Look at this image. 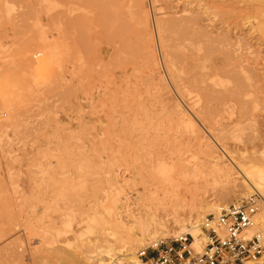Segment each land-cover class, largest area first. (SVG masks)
Instances as JSON below:
<instances>
[{
	"label": "rangeland",
	"instance_id": "1",
	"mask_svg": "<svg viewBox=\"0 0 264 264\" xmlns=\"http://www.w3.org/2000/svg\"><path fill=\"white\" fill-rule=\"evenodd\" d=\"M263 12L264 0H0V264H133L104 231L87 232L107 193L123 213L136 214L146 185L170 177L172 185L163 184L170 205L157 211L162 219L253 195L235 170L215 185L157 170L199 156L192 123L201 125L203 141L236 161L263 151ZM177 25L188 26V35ZM159 190L154 197H162ZM254 195L260 213L264 197ZM66 213L69 230L60 225ZM151 240L131 245V253Z\"/></svg>",
	"mask_w": 264,
	"mask_h": 264
},
{
	"label": "bare ground",
	"instance_id": "2",
	"mask_svg": "<svg viewBox=\"0 0 264 264\" xmlns=\"http://www.w3.org/2000/svg\"><path fill=\"white\" fill-rule=\"evenodd\" d=\"M142 3V2H141ZM115 15V14H114ZM113 15V16H114ZM112 16V17H113ZM145 17V16H144ZM141 18V16H140ZM173 18V17H172ZM184 18V17H183ZM196 18V17H195ZM108 19V18H107ZM135 19V18H134ZM186 20V19H185ZM113 21V19H112ZM258 21L261 23V24H264V12L263 13H260L258 14ZM191 22V20H190ZM146 23L148 24V21H147V18H143L142 19V24L144 27H146ZM169 23V22H168ZM172 23V22H171ZM170 23V24H171ZM176 23V22H175ZM178 23V22H177ZM186 23H188V21H186ZM140 24V22H139ZM166 24V23H165ZM164 24V25H165ZM180 24V23H179ZM178 24V25H179ZM177 25V26H178ZM187 25V24H186ZM190 25V24H189ZM192 25V23H191ZM173 24H171L170 27H172L173 29ZM184 26V25H183ZM194 26V25H193ZM166 30H171L169 29L170 27L168 26L167 28L165 26H163ZM180 27V26H178ZM185 28H183V30L185 29L186 31V26H184ZM162 32H163V29L162 27H160ZM159 28V29H160ZM176 28V26H175ZM182 27H180L181 29ZM143 29V28H142ZM188 29V28H187ZM199 29V28H198ZM160 30V31H161ZM174 30V29H173ZM190 30V29H189ZM76 31V30H75ZM142 31V30H141ZM181 33H183L185 36V31H182L179 30ZM200 31V30H199ZM161 32V33H162ZM167 33V31H166ZM179 33V32H178ZM188 31H186V35ZM197 33V32H196ZM164 34V33H163ZM168 34V33H167ZM175 34V33H174ZM193 34V33H192ZM191 34V35H192ZM190 35V36H191ZM198 35H199V32L197 34V37L194 35L192 36L194 41L198 39ZM210 35V34H209ZM183 36L181 37L182 38V43H183ZM174 37V36H173ZM196 37V39H195ZM202 37V36H201ZM164 38V37H163ZM168 38V37H167ZM170 38V37H169ZM177 38V37H175ZM180 38V39H181ZM185 38V37H184ZM217 38V37H216ZM190 39V38H189ZM224 39V38H223ZM145 40V39H144ZM176 40V39H175ZM187 40V39H186ZM185 40V41H186ZM191 40V39H190ZM202 40V39H201ZM221 40V38H220ZM64 41V40H63ZM163 41V40H162ZM168 41V40H166ZM173 41V40H171ZM170 41V42H171ZM203 41V40H202ZM207 41V40H206ZM210 41V40H209ZM208 41V42H209ZM222 41V40H221ZM177 42V41H175ZM188 42V41H187ZM191 42H193L191 40ZM199 42V41H198ZM212 43V41H210ZM216 42V40H214V43ZM219 42V41H217ZM224 42V40H223ZM180 43V42H179ZM190 43V41H189ZM200 43V42H199ZM202 43V42H201ZM205 43V42H204ZM171 44V43H170ZM193 44H195V42H193ZM152 45V44H151ZM150 45V47H152ZM172 45V44H171ZM174 45V44H173ZM177 45V44H176ZM175 45V46H176ZM180 44H178L177 46H179ZM185 45V44H184ZM192 45V44H191ZM205 45V44H204ZM210 45V44H209ZM220 45V44H218ZM181 46V45H180ZM207 46V45H206ZM222 46V45H221ZM225 46V45H224ZM171 47V46H170ZM184 47L187 48V45H185ZM211 46H209L210 48ZM215 48V45L212 46ZM223 47V46H222ZM221 47V48H222ZM226 47V46H225ZM68 48V47H67ZM173 48V47H172ZM177 48V47H176ZM189 48V47H188ZM209 48H206V49H209ZM217 48V47H216ZM193 49V48H192ZM202 49V48H201ZM200 49V50H201ZM225 49V48H224ZM177 50V49H176ZM210 51V54H211V50H213L214 52V49L211 48L209 49ZM216 51H218L217 49H215ZM227 50V49H226ZM204 51V50H203ZM206 51V50H205ZM203 54H209L208 53V50L207 52H205ZM230 51V49L228 50ZM70 52V51H69ZM188 52V51H187ZM192 52V51H191ZM133 52H131L132 54ZM197 53V52H196ZM173 54V53H171ZM175 54V53H174ZM173 54V55H174ZM193 54V53H192ZM201 55V53H199ZM198 54V55H199ZM205 54V55H206ZM177 55V54H176ZM174 55V58L175 56ZM196 55V54H195ZM170 56V55H169ZM194 56V54H193ZM203 56V55H202ZM242 56V55H241ZM67 57V56H66ZM90 57V56H89ZM166 57V56H164ZM181 57V56H180ZM195 57V56H194ZM230 57V56H229ZM240 57V56H239ZM134 58V57H133ZM173 58V57H171ZM173 58V59H174ZM231 58V57H230ZM135 59V58H134ZM195 59V58H194ZM223 59V58H222ZM232 59V58H231ZM197 60V59H196ZM200 60V58H199ZM207 60V59H206ZM230 60V59H229ZM233 60V59H232ZM170 62V60H168ZM175 61V59H174ZM177 61V60H176ZM227 61V60H226ZM155 62V61H154ZM165 62V61H164ZM172 62V60H171ZM180 62V61H179ZM244 62V61H243ZM242 62V63H243ZM132 63V62H130ZM136 63V62H134ZM224 63V62H223ZM129 64V63H128ZM133 64V63H132ZM148 64V63H147ZM176 64V63H175ZM217 64V63H216ZM227 64V62H226ZM154 65V64H153ZM174 65V64H173ZM147 66V65H146ZM156 66V65H155ZM236 66V65H235ZM234 66V67H235ZM243 66V65H242ZM175 67V66H174ZM178 67V66H177ZM134 68V67H133ZM147 68V67H146ZM176 68V67H175ZM224 68V67H223ZM230 68V67H229ZM245 68V66H244ZM68 69V68H67ZM71 69V68H69ZM136 69V68H135ZM152 69V68H151ZM237 69V68H236ZM243 69V67H242ZM246 69V68H245ZM244 69V70H245ZM133 70V69H132ZM177 70V69H176ZM230 69H228V72H229ZM239 70V69H238ZM87 71V70H86ZM92 71V70H91ZM209 71V70H208ZM215 71V70H213ZM232 71V69H231ZM246 71V70H245ZM216 72V71H215ZM221 72V71H220ZM223 72V71H222ZM227 72V71H226ZM227 72V73H228ZM239 72V71H238ZM243 72V71H242ZM132 73V71H131ZM203 73V72H202ZM202 73H195V76L197 74H202ZM211 73V72H210ZM226 73V74H227ZM244 73V72H243ZM224 74V73H223ZM191 75V74H190ZM204 75V74H203ZM230 75V73H229ZM237 75V74H235ZM146 76V75H145ZM174 76V75H173ZM193 76L195 79L198 80V77L200 78V76H197L195 77ZM238 76V75H237ZM136 77V76H135ZM178 75L176 74L174 79L177 78L178 79ZM181 77V76H180ZM190 77V76H189ZM192 77V75H191ZM191 77H190V80L187 82L185 80V78H181V79H184L185 82H187L188 84H190L189 82H194L197 81L195 80L193 77V79L195 81H191ZM215 78V75L213 76ZM217 77V76H216ZM229 77V76H228ZM146 78V77H144ZM149 78V77H148ZM249 78V77H248ZM188 79V78H187ZM202 79V78H201ZM57 80V79H56ZM122 80V79H121ZM141 80V79H140ZM147 80V79H145ZM218 81H220L219 79H217ZM215 80V81H217ZM233 80V78H232ZM240 80V78H239ZM250 80V79H249ZM182 81V82H184ZM217 81V82H218ZM124 82V81H123ZM126 82V81H125ZM161 82V81H159ZM166 82V81H165ZM174 82V81H173ZM179 82V81H178ZM184 82V84H185ZM204 82V81H203ZM213 82V78H212V81L211 83ZM177 83V82H176ZM202 83V82H201ZM200 83V84H201ZM219 83V82H218ZM238 83V82H237ZM246 83V82H245ZM65 84V83H64ZM98 84V82H97ZM119 84V83H118ZM125 84V83H123ZM167 84V83H166ZM216 84V82L214 83ZM220 84V83H219ZM250 84V83H249ZM80 85V84H79ZM100 84H98L99 86ZM192 85H195L196 86V83L195 84H192ZM198 85V84H197ZM212 85V84H210ZM235 85V84H234ZM52 86V85H51ZM101 86V85H100ZM106 86V85H105ZM119 86V85H118ZM170 86V85H169ZM175 86V84H174ZM195 86H193L195 88ZM203 86H206V85H203ZM201 86V87H203ZM208 86V84H207ZM214 86V85H213ZM236 86V85H235ZM242 86V85H240ZM248 86V85H247ZM69 87V86H67ZM66 87V88H67ZM179 87V86H178ZM183 87V85H182ZM186 87V86H185ZM184 87V88H185ZM200 88V86L198 85L196 87L197 88ZM210 87V86H208ZM212 87V86H211ZM127 88V87H125ZM180 88V87H179ZM204 88V87H203ZM146 89V88H145ZM164 89V88H163ZM195 89V90H196ZM205 89V88H204ZM211 89V88H209ZM165 90V89H164ZM183 90V89H182ZM181 90V91H182ZM193 90V88L191 89ZM191 90H189V88L187 87L186 88V92L185 94H187V97H189L190 93H191ZM198 90V89H197ZM215 90V89H214ZM217 90V89H216ZM215 90V91H216ZM66 91V90H65ZM120 91V90H119ZM181 91H180V94H181ZM212 91V90H211ZM214 91V92H215ZM251 91V90H249ZM59 92V91H58ZM145 92H147V90H145ZM193 92V91H192ZM197 92V91H195ZM200 92V90H199ZM197 92V93H199ZM221 92V91H220ZM116 93V92H115ZM179 93V92H178ZM211 92H209L208 96H213V98H215V94L213 93V95L210 94ZM222 93V92H221ZM233 93V92H232ZM61 94V93H60ZM59 94V95H60ZM67 94V93H66ZM174 94V93H173ZM200 94V93H199ZM202 95L205 94V96L207 95V93L204 91V92H201ZM237 93H235L236 95ZM62 95V94H61ZM195 95V94H194ZM215 95V96H214ZM227 95V94H226ZM234 95V96H235ZM253 95V94H252ZM251 95V96H252ZM87 96V95H86ZM85 96V97H86ZM90 96V95H89ZM238 96V95H237ZM62 97V96H61ZM186 97V98H187ZM200 97V96H199ZM64 98V97H63ZM97 98V97H96ZM129 98V97H128ZM157 98V97H156ZM184 98V97H183ZM223 98V97H222ZM221 98V99H222ZM61 99V98H60ZM164 99V98H163ZM199 99V98H198ZM204 99V98H203ZM205 99H207V96L205 97ZM209 99V97H208ZM217 99V97H216ZM219 97L217 100H221ZM188 100V99H187ZM234 100V98H233ZM145 101V100H144ZM164 101V100H163ZM190 101V100H189ZM192 101V99H191ZM215 101V100H214ZM249 101V100H248ZM187 102V101H186ZM258 102V101H257ZM216 103V102H215ZM60 104V103H59ZM68 105V103H66ZM78 104V103H77ZM112 104V103H111ZM132 104V103H131ZM177 104V103H176ZM243 104V103H242ZM247 104V102H246ZM149 105V104H147ZM215 105V104H214ZM100 106V105H99ZM169 106V105H168ZM175 106V105H174ZM173 106V108H174ZM209 106V105H208ZM93 108V107H92ZM102 108V107H101ZM179 108V107H178ZM61 109V108H59ZM180 109V108H179ZM212 109V107H211ZM80 111V110H79ZM96 111V110H95ZM207 111V110H206ZM51 112V111H50ZM220 112V111H219ZM151 113V112H150ZM179 113V112H178ZM201 113V112H200ZM181 113H179V116L181 118ZM52 115V114H51ZM55 115V114H53ZM170 115V114H169ZM112 116V115H111ZM176 116H177V113H176ZM159 120V119H158ZM112 121V120H111ZM182 121V120H181ZM108 122V121H107ZM204 122V121H203ZM37 123V122H36ZM130 123V122H129ZM185 123V122H184ZM196 124V123H195ZM204 124L206 125V122H204ZM56 125V124H54ZM90 125V124H89ZM197 125V124H196ZM194 125L192 123V127L193 128H196L195 131H194V136L196 137V141L198 142V144L200 145V153H199V156L197 157H184L182 159L179 160V162H177V166H173V165H170L169 167L166 166L165 169L163 168H157L159 171V173L161 175L169 172L170 174L176 176V178H180V179H191V182L194 183V185H196L197 183V180L199 179H202L206 185L209 181H211L212 184H216V183H226L228 182L229 178L234 174V170L236 172V174H240V176L243 178V182L245 184V189L248 191L247 193H252L253 192V195L254 194H258L259 196H263L264 197V149L263 151L259 152L258 153V157H254V158H250L247 162H239V161H236L231 153L225 149V148H218L216 145H212V143H208L207 141H203V139L205 138L198 130L199 127L197 125ZM35 126V125H34ZM40 126V124H39ZM38 126V127H39ZM191 126V125H190ZM201 126V125H199ZM223 126V125H222ZM113 127V126H112ZM151 127V126H150ZM166 127V126H165ZM85 128V127H84ZM91 128V127H90ZM232 128V127H231ZM221 129V128H220ZM223 129V128H222ZM222 129L220 130V132L222 131ZM225 129V128H224ZM56 130V129H55ZM79 130V129H78ZM191 130V129H190ZM218 130V129H217ZM73 132V131H72ZM32 134V133H31ZM204 134V133H203ZM207 134V132H206ZM54 135V134H52ZM100 135V134H99ZM223 135V134H221ZM43 136V135H42ZM64 136H66L64 134ZM68 137V136H67ZM209 137L211 136H208V139ZM220 136H218L219 138ZM223 137V136H222ZM225 137V136H224ZM212 139V138H211ZM222 139V138H221ZM242 139V137H241ZM217 140V139H216ZM219 140V139H218ZM137 141V140H136ZM58 142V141H57ZM212 142V141H211ZM247 142V140H246ZM249 142V141H248ZM119 143V142H118ZM214 143V142H213ZM79 144V143H78ZM216 144V142H215ZM191 145V144H190ZM111 146V144H110ZM63 147V146H62ZM189 148V147H188ZM131 149V148H130ZM129 149V150H130ZM186 149V148H185ZM190 153V152H189ZM46 155V154H45ZM123 158V157H122ZM103 159V158H102ZM124 163V162H123ZM120 165V164H119ZM50 169V168H49ZM146 169V168H145ZM110 171V170H109ZM114 171V170H112ZM106 173V172H104ZM115 173V172H114ZM94 174V173H93ZM112 174V173H110ZM168 174V173H167ZM166 174V175H167ZM114 175V174H113ZM117 176V174H116ZM114 177V176H113ZM112 177V178H113ZM77 178V177H76ZM116 179V177L114 178ZM153 181V180H152ZM184 181V180H183ZM232 181V180H231ZM79 182V181H78ZM120 182V181H119ZM141 182V181H140ZM160 183V182H159ZM164 183H166V185H172V179H170V177H168L167 179H165L163 182H161V186H159L158 184H156L157 186L154 187L153 183H150L149 185L147 184L146 188H144L143 186H145V184L142 186L145 190H146V195L145 197L141 198L143 199V204H140V208L137 207V210L136 209V214L133 213V212H130V213H123V211H121V207L114 201H110L109 198H107V195L104 196V198L95 205L96 208H99L100 209V213L97 214L96 216L92 217H88V224L86 225L87 226V232L88 233H93L95 230H98V231H104V235L105 237H107V239L109 241H112V242H116L118 244H120L121 248L123 251H127L129 252L128 255L131 257V260L133 261V264H149V263H146V262H141L137 256L133 255L131 253V245H136L141 243L142 241H144L145 239L148 241V239H152L150 243H154V242H157L159 240V237L160 236H166L170 233H173V234H176V233H187V234H190L193 238V242H192V248L196 251V252H199L200 250V246H201V241H202V232H201V228H200V225H201V222L202 220L204 219V217H206L207 215H216L218 214L219 210L221 209L220 205L219 206H210L209 210L208 211H205V212H200V211H196V213L193 214H188V216H185L184 217H180L179 215H173V216H166L164 219L162 218H159L158 214H157V211L158 213L160 214L159 210H163L168 204H169V198L171 195H169L170 193L167 192V189L164 188ZM175 182H173V185H174ZM220 184V185H221ZM228 184V183H227ZM165 185V186H166ZM240 185V184H239ZM238 185V186H239ZM107 187V186H106ZM163 187V188H162ZM195 187V186H194ZM159 188L161 190H159ZM97 189V188H96ZM143 189V190H144ZM157 190H159V192L161 191L162 192V197L159 198V197H154V196H158V192ZM229 190V188H228ZM232 191V190H231ZM109 192V190H108ZM228 192V191H227ZM137 193V192H135ZM99 194V193H97ZM114 194V193H113ZM138 194V193H137ZM136 195V194H135ZM169 195V196H168ZM176 195V194H175ZM227 195V194H226ZM138 196V195H137ZM98 197V196H97ZM101 197V196H100ZM141 197V196H139ZM138 197V198H139ZM95 198V197H94ZM102 198V197H101ZM154 198H157L156 199V203H153L154 202ZM221 198V197H220ZM42 199V198H41ZM173 199V198H172ZM86 200V199H85ZM169 200V201H168ZM264 200V199H263ZM38 201V200H37ZM221 201V200H220ZM179 202V201H178ZM140 203V202H138ZM77 204V203H76ZM173 205V203H171ZM39 205V204H38ZM170 205V204H169ZM175 205V204H174ZM177 205V203H176ZM209 205V204H208ZM130 206V205H129ZM134 206V205H133ZM179 206V205H178ZM177 206V207H178ZM93 207V206H92ZM208 207V206H207ZM176 209V207H174ZM198 208V207H197ZM67 209V208H66ZM131 209V208H130ZM170 209V208H169ZM174 209V210H175ZM206 209V208H205ZM93 210V209H92ZM199 210V209H198ZM55 211V210H54ZM126 211V210H125ZM176 211V210H175ZM165 212V211H164ZM86 213V212H85ZM94 213V212H93ZM162 213V212H161ZM177 214V212H174ZM187 213H190V212H187ZM193 213V212H192ZM196 214V215H195ZM68 216L70 215H67L64 214V220L61 222L60 225H62V228H64L65 230L68 229L70 227V220H68ZM62 218V217H61ZM72 217H70L71 219ZM255 221H256V225L257 224H260V226L262 227V231H264V202L262 204V212L260 213H257L254 217V226L252 227V230L249 232V235H252L253 233H258V234H261V232L255 230V228L257 227L255 225ZM258 221V223H257ZM60 223V222H59ZM22 224V223H21ZM55 226V225H54ZM58 227V226H57ZM47 229V228H46ZM60 229V228H59ZM69 230V229H68ZM59 231V230H58ZM63 231V230H62ZM56 232V231H55ZM60 234V231L59 232H56V236H58ZM87 233V234H88ZM96 233H99L96 231ZM65 234V233H64ZM62 235V234H60ZM66 235V234H65ZM248 235V236H249ZM44 237L45 239V236L47 237V232H44L43 235H41ZM262 236V234H261ZM93 237V236H92ZM42 238V237H41ZM263 238V237H262ZM50 239V238H49ZM52 239V238H51ZM264 239V238H263ZM43 240V239H42ZM107 240V241H108ZM45 241V240H43ZM48 241V240H47ZM146 242V241H145ZM45 243V242H44ZM115 243V244H116ZM134 245V247H135ZM100 249V248H99ZM107 250H105L106 252ZM100 252V251H99ZM106 255L107 257H110L112 254H111V251H107L106 252ZM105 255V256H106ZM134 258V259H133ZM62 263V262H61ZM98 264H101L99 263V260L98 262H96ZM103 264V263H102Z\"/></svg>",
	"mask_w": 264,
	"mask_h": 264
},
{
	"label": "built area",
	"instance_id": "3",
	"mask_svg": "<svg viewBox=\"0 0 264 264\" xmlns=\"http://www.w3.org/2000/svg\"><path fill=\"white\" fill-rule=\"evenodd\" d=\"M257 211L258 200L251 195L204 217L199 252L191 246L192 236L181 233L148 244L136 256L149 264H264V239L257 232L249 235Z\"/></svg>",
	"mask_w": 264,
	"mask_h": 264
}]
</instances>
